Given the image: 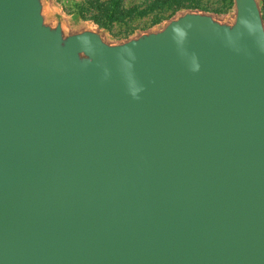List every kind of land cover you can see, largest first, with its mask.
<instances>
[{"label": "water", "instance_id": "1", "mask_svg": "<svg viewBox=\"0 0 264 264\" xmlns=\"http://www.w3.org/2000/svg\"><path fill=\"white\" fill-rule=\"evenodd\" d=\"M119 42L0 0V264H264L260 0Z\"/></svg>", "mask_w": 264, "mask_h": 264}, {"label": "rangeland", "instance_id": "2", "mask_svg": "<svg viewBox=\"0 0 264 264\" xmlns=\"http://www.w3.org/2000/svg\"><path fill=\"white\" fill-rule=\"evenodd\" d=\"M74 27L92 23L110 42L161 27L176 14L201 11L220 19L234 13L233 0H53ZM264 24V0L259 2Z\"/></svg>", "mask_w": 264, "mask_h": 264}]
</instances>
